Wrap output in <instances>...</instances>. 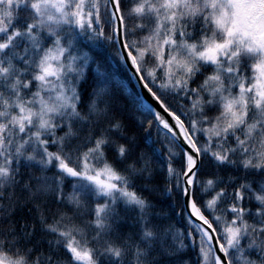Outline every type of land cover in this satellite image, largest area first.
Returning <instances> with one entry per match:
<instances>
[{
  "label": "snow or ice",
  "instance_id": "1",
  "mask_svg": "<svg viewBox=\"0 0 264 264\" xmlns=\"http://www.w3.org/2000/svg\"><path fill=\"white\" fill-rule=\"evenodd\" d=\"M0 264H264V0H0Z\"/></svg>",
  "mask_w": 264,
  "mask_h": 264
},
{
  "label": "trees",
  "instance_id": "2",
  "mask_svg": "<svg viewBox=\"0 0 264 264\" xmlns=\"http://www.w3.org/2000/svg\"><path fill=\"white\" fill-rule=\"evenodd\" d=\"M99 51V50H97ZM101 64L102 67L100 71L104 72L107 77L108 81L112 87V90L114 91L115 95L119 98V102L121 105L124 106V119L125 123L129 124V130L130 131H137L138 134H142L145 136V142H147L146 134H143L141 130L139 129H133L131 127V121L134 119L139 118V113L136 111L135 106L133 104V100L135 99L136 94L138 91L136 90L132 80L129 82L130 74L129 72H125V69L120 67L117 63H115L110 57H107L106 54L101 57ZM95 69V65H93V70ZM154 139V137H153ZM157 151L155 153L157 160L154 161L155 166L157 170L160 169V164L158 162L159 159H163L162 152L159 150L160 145L156 144L153 146ZM154 183H160L163 184L162 177H158L157 181H154ZM142 184L141 181L137 182V187ZM70 190L69 188L66 189ZM148 195V193H146ZM150 198L152 200V203L155 205L153 211L154 212H162V213H168L169 215V221L171 223H175L176 227L179 228L181 223H183L182 217L179 215L173 216V210L178 211L179 205L175 201V199L171 196H168L166 194H161L159 191L152 193L150 195ZM134 214H129V216H133ZM132 219H129L128 222L124 225L122 228V232L127 233L130 231H135V228L132 227ZM191 257L193 260L195 259V252L189 251L185 258Z\"/></svg>",
  "mask_w": 264,
  "mask_h": 264
},
{
  "label": "water",
  "instance_id": "3",
  "mask_svg": "<svg viewBox=\"0 0 264 264\" xmlns=\"http://www.w3.org/2000/svg\"><path fill=\"white\" fill-rule=\"evenodd\" d=\"M129 74H130V76H131V72H129ZM132 82H133V84H134L136 90H137L139 93H141V86L138 85V84L136 83V80H135L134 78L132 79Z\"/></svg>",
  "mask_w": 264,
  "mask_h": 264
}]
</instances>
